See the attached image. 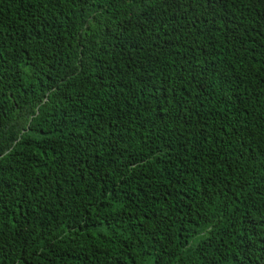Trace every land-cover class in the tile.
<instances>
[{"label":"trees","instance_id":"1","mask_svg":"<svg viewBox=\"0 0 264 264\" xmlns=\"http://www.w3.org/2000/svg\"><path fill=\"white\" fill-rule=\"evenodd\" d=\"M0 264H264V0H0Z\"/></svg>","mask_w":264,"mask_h":264}]
</instances>
